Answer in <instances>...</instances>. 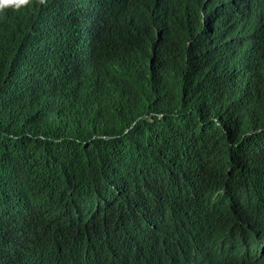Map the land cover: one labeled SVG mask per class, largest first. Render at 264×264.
I'll return each instance as SVG.
<instances>
[{"label": "clouds", "instance_id": "9594fccd", "mask_svg": "<svg viewBox=\"0 0 264 264\" xmlns=\"http://www.w3.org/2000/svg\"><path fill=\"white\" fill-rule=\"evenodd\" d=\"M34 1L61 14L40 78L62 114L138 94L189 105L145 115L138 160L96 158L78 185L0 157V264H264V0H0V42L19 40ZM159 121L181 135L161 143Z\"/></svg>", "mask_w": 264, "mask_h": 264}, {"label": "trees", "instance_id": "16d2710c", "mask_svg": "<svg viewBox=\"0 0 264 264\" xmlns=\"http://www.w3.org/2000/svg\"><path fill=\"white\" fill-rule=\"evenodd\" d=\"M40 4V1L31 2L25 7L26 14L19 13L18 41L0 42V157L10 162L12 170L27 180H34L32 175L39 171L37 167L49 166L70 184L78 185L80 177L96 158L119 154L127 157L121 164L131 159L138 160L140 156L137 155H141V151L133 150L139 146L134 139L138 134L137 127L149 125L152 128V123L145 122V115L163 108L161 113L166 119L174 108L189 105L188 97L167 102L158 100L153 94H138L135 106H123L119 111L112 104L110 112L106 108L92 106V110L83 113L72 103L71 115L62 114L53 102L57 99L53 85L43 83L40 78L42 69L52 58L49 55L44 57V53H53L45 48L46 42L50 46L52 42L51 32L44 25L52 28L62 19L60 12H50V20L49 16L44 18ZM16 62L19 63L18 69L23 63V70H19L17 75ZM55 74L58 76L57 72ZM178 91L179 88L173 85L166 95ZM190 101H195L192 95ZM157 124L156 138L161 139V143L166 141L168 145L170 142L164 136L171 139L181 135L170 131L162 133L169 122L159 121ZM195 126L200 127V124ZM182 129L179 125L177 130ZM103 134L110 136L103 138ZM183 134L208 139V147L224 139L222 134L211 130H190ZM213 162L219 169V162L224 161L215 157ZM212 176L208 174L205 178Z\"/></svg>", "mask_w": 264, "mask_h": 264}, {"label": "bare ground", "instance_id": "6f19581e", "mask_svg": "<svg viewBox=\"0 0 264 264\" xmlns=\"http://www.w3.org/2000/svg\"><path fill=\"white\" fill-rule=\"evenodd\" d=\"M71 1H73V0H67L66 1V4H67V2H71ZM91 6H94V2H92V4H91ZM92 14H93V16L95 15V12H92ZM83 23H84V20H83ZM203 37H205V36H203ZM204 46V45H203ZM80 212H86V211H80ZM77 223V221L75 222V224ZM79 232V231H78Z\"/></svg>", "mask_w": 264, "mask_h": 264}, {"label": "snow or ice", "instance_id": "6c2138e0", "mask_svg": "<svg viewBox=\"0 0 264 264\" xmlns=\"http://www.w3.org/2000/svg\"><path fill=\"white\" fill-rule=\"evenodd\" d=\"M5 2L7 3V2H8V0H5Z\"/></svg>", "mask_w": 264, "mask_h": 264}, {"label": "rangeland", "instance_id": "374dc122", "mask_svg": "<svg viewBox=\"0 0 264 264\" xmlns=\"http://www.w3.org/2000/svg\"><path fill=\"white\" fill-rule=\"evenodd\" d=\"M130 230V229H129Z\"/></svg>", "mask_w": 264, "mask_h": 264}]
</instances>
